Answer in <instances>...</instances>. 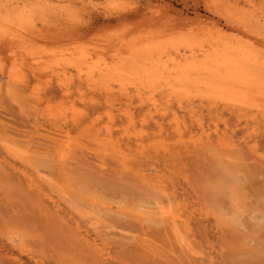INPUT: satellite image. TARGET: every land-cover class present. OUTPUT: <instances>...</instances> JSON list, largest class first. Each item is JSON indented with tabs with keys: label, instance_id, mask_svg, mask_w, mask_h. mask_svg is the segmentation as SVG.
Instances as JSON below:
<instances>
[{
	"label": "rangeland",
	"instance_id": "374dc122",
	"mask_svg": "<svg viewBox=\"0 0 264 264\" xmlns=\"http://www.w3.org/2000/svg\"><path fill=\"white\" fill-rule=\"evenodd\" d=\"M224 40L264 0H0V264H264V116L174 86Z\"/></svg>",
	"mask_w": 264,
	"mask_h": 264
},
{
	"label": "bare ground",
	"instance_id": "6f19581e",
	"mask_svg": "<svg viewBox=\"0 0 264 264\" xmlns=\"http://www.w3.org/2000/svg\"><path fill=\"white\" fill-rule=\"evenodd\" d=\"M146 49L148 48L144 46L133 47L132 54L136 55L135 58L133 55L128 56L126 60L119 63L120 67L117 69L106 67V70H108L107 72L113 71L119 73L118 75H120V73H125L126 75L134 77L139 83L151 82L153 84L154 81V83H156L158 76L170 69H167L169 66H167L165 61L161 62L160 59H156L154 52H151L150 56V54L145 51ZM144 51L148 54V56L143 59L139 58ZM191 57H193V60L187 62L186 64L175 60L176 64H174L175 66L172 69L175 71L174 86L178 91H188L189 89L191 90L194 88L196 89V93H198L197 96L202 98L205 97L207 100L212 101L213 104L215 102H221L230 106L233 105L234 107L236 105H241L242 107L247 103L252 104V106L256 109V114L264 116V110L261 108V104L259 103L260 101H257L255 96H264L263 51L257 50L251 42L240 43L239 41L227 42V40H224L220 48L213 49L212 51L203 49L201 51V56L191 54ZM103 75L105 76V74ZM168 93L170 92L168 91ZM166 96L168 97V95ZM254 115L255 114L253 113V116H251L253 119ZM177 121L178 120H176V122ZM177 126L175 127L177 128ZM171 210L173 211L172 207L170 210H165V216L172 222H176L175 214H173ZM186 226L187 224L185 225V228ZM179 229L181 230V228Z\"/></svg>",
	"mask_w": 264,
	"mask_h": 264
}]
</instances>
